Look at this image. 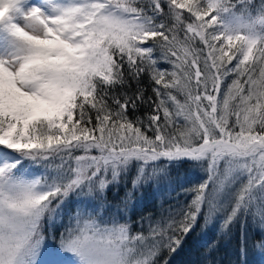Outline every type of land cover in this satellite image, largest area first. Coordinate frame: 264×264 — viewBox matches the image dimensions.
<instances>
[{
  "label": "snow or ice",
  "instance_id": "obj_1",
  "mask_svg": "<svg viewBox=\"0 0 264 264\" xmlns=\"http://www.w3.org/2000/svg\"><path fill=\"white\" fill-rule=\"evenodd\" d=\"M194 233V264L264 256V0H0V264H173Z\"/></svg>",
  "mask_w": 264,
  "mask_h": 264
},
{
  "label": "trees",
  "instance_id": "obj_2",
  "mask_svg": "<svg viewBox=\"0 0 264 264\" xmlns=\"http://www.w3.org/2000/svg\"><path fill=\"white\" fill-rule=\"evenodd\" d=\"M172 171L174 175L178 172L181 177H186L192 184L197 183L198 176L202 175V173H199L198 169H193L189 165H174L172 167ZM120 194L123 195V191H121ZM108 196L111 200V192H109ZM180 199L183 200L184 197L181 196ZM146 202L148 203L149 208H151L154 203L158 205V201H153L151 193L146 194ZM197 232H199V229ZM199 244L200 240L194 233L193 237L189 238L188 243L185 245L183 251L175 255L173 258V264H194V262L198 259L197 248L199 247ZM219 255L223 260V264H230V262L235 261L236 259L234 247L232 245L221 248ZM248 259L250 264H264V256L260 255L258 250L256 252H252L250 250Z\"/></svg>",
  "mask_w": 264,
  "mask_h": 264
}]
</instances>
